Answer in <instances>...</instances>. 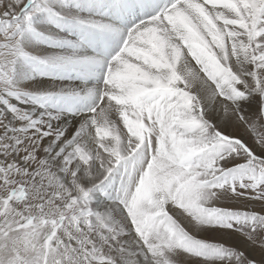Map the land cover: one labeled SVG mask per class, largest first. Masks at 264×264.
<instances>
[{
  "label": "snow or ice",
  "instance_id": "snow-or-ice-1",
  "mask_svg": "<svg viewBox=\"0 0 264 264\" xmlns=\"http://www.w3.org/2000/svg\"><path fill=\"white\" fill-rule=\"evenodd\" d=\"M0 264H264V0H0Z\"/></svg>",
  "mask_w": 264,
  "mask_h": 264
}]
</instances>
